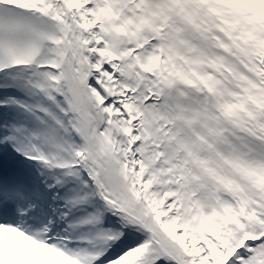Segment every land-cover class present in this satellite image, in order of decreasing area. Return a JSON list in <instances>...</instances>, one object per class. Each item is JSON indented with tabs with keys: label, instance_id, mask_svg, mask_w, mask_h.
Wrapping results in <instances>:
<instances>
[{
	"label": "snow or ice",
	"instance_id": "snow-or-ice-1",
	"mask_svg": "<svg viewBox=\"0 0 264 264\" xmlns=\"http://www.w3.org/2000/svg\"><path fill=\"white\" fill-rule=\"evenodd\" d=\"M0 264H264V0H0Z\"/></svg>",
	"mask_w": 264,
	"mask_h": 264
}]
</instances>
